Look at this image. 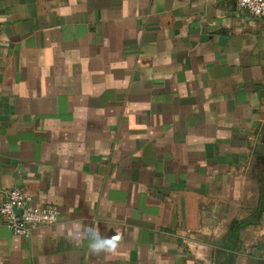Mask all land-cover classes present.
<instances>
[{
  "label": "crops",
  "instance_id": "1",
  "mask_svg": "<svg viewBox=\"0 0 264 264\" xmlns=\"http://www.w3.org/2000/svg\"><path fill=\"white\" fill-rule=\"evenodd\" d=\"M54 225L0 264H264V18L233 0H0V204Z\"/></svg>",
  "mask_w": 264,
  "mask_h": 264
},
{
  "label": "built area",
  "instance_id": "2",
  "mask_svg": "<svg viewBox=\"0 0 264 264\" xmlns=\"http://www.w3.org/2000/svg\"><path fill=\"white\" fill-rule=\"evenodd\" d=\"M238 10L255 19L264 18V0H233ZM58 211L53 207L40 206L19 189L4 193L0 204V220L14 236L28 238L35 228L54 225Z\"/></svg>",
  "mask_w": 264,
  "mask_h": 264
}]
</instances>
